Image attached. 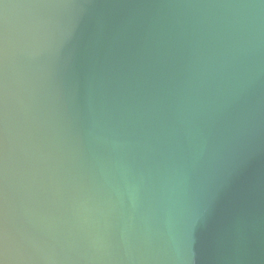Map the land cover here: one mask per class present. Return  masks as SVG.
Returning a JSON list of instances; mask_svg holds the SVG:
<instances>
[{
	"label": "water",
	"instance_id": "obj_1",
	"mask_svg": "<svg viewBox=\"0 0 264 264\" xmlns=\"http://www.w3.org/2000/svg\"><path fill=\"white\" fill-rule=\"evenodd\" d=\"M0 264H264V0H0Z\"/></svg>",
	"mask_w": 264,
	"mask_h": 264
}]
</instances>
